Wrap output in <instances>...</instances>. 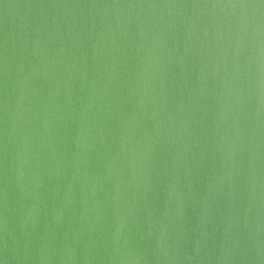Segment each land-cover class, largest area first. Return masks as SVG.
Returning a JSON list of instances; mask_svg holds the SVG:
<instances>
[{
	"label": "water",
	"instance_id": "95a60500",
	"mask_svg": "<svg viewBox=\"0 0 264 264\" xmlns=\"http://www.w3.org/2000/svg\"><path fill=\"white\" fill-rule=\"evenodd\" d=\"M0 264H264V0H0Z\"/></svg>",
	"mask_w": 264,
	"mask_h": 264
}]
</instances>
